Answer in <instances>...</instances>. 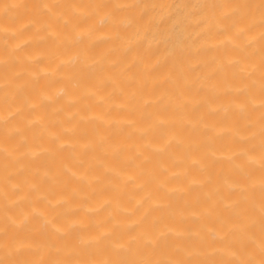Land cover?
Wrapping results in <instances>:
<instances>
[{
	"label": "bare ground",
	"instance_id": "obj_1",
	"mask_svg": "<svg viewBox=\"0 0 264 264\" xmlns=\"http://www.w3.org/2000/svg\"><path fill=\"white\" fill-rule=\"evenodd\" d=\"M0 264H264V0H0Z\"/></svg>",
	"mask_w": 264,
	"mask_h": 264
}]
</instances>
